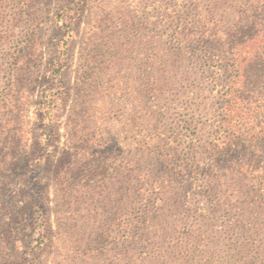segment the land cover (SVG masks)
Returning a JSON list of instances; mask_svg holds the SVG:
<instances>
[{
	"label": "rangeland",
	"instance_id": "rangeland-1",
	"mask_svg": "<svg viewBox=\"0 0 264 264\" xmlns=\"http://www.w3.org/2000/svg\"><path fill=\"white\" fill-rule=\"evenodd\" d=\"M151 1L86 0L76 17L70 0H0L1 87L4 61L27 37L33 45L21 113L16 119L0 98V129L20 130L37 153L47 108L59 130L40 181L54 243L33 248L30 178L16 169L5 192L15 220L0 223V235L23 224L22 250L31 260L20 263L5 253L0 264H264V188L254 179L264 175V138L215 155L202 151L198 178L205 189L193 186L190 174L176 176L186 148L199 135L210 141L214 129L206 127L211 115L193 118L197 107L182 96L167 103V113L160 97L147 91L148 77L161 74L165 59L161 7L147 23ZM167 55L176 67L169 66L177 75L173 92L203 85L189 61L178 63L175 50ZM259 104L243 123L244 136L264 132V101ZM143 177L149 185L152 178L167 179L160 194L147 186L148 202L135 192ZM236 188H242L238 199L230 196Z\"/></svg>",
	"mask_w": 264,
	"mask_h": 264
},
{
	"label": "trees",
	"instance_id": "trees-1",
	"mask_svg": "<svg viewBox=\"0 0 264 264\" xmlns=\"http://www.w3.org/2000/svg\"><path fill=\"white\" fill-rule=\"evenodd\" d=\"M67 7L78 17L86 9V0H70ZM159 7L162 9V17L157 24L163 28L159 39L165 48V59L159 60L161 74L158 77H148L147 91L160 97L164 104L160 109L163 112H170L171 108L167 103H176L182 96L189 100L190 108L197 107L194 108L193 118L199 115L198 112L200 115H211L206 127L214 129V137L209 141L205 140L204 135H199L197 143L188 146L183 152L184 161L174 171L176 176L190 174L191 184L205 189L208 184L198 178L202 170V151L215 155L228 150V146L236 142L249 145L254 140L264 138V132L253 129L246 136L243 133L248 129V122L246 127L243 123L249 121V115L254 109L256 112L262 108L259 103L264 101V0H154L148 4L147 23L153 24L150 22L151 14ZM69 30L74 31L72 26H69ZM24 41L25 46L19 49V53L4 61L2 72L7 83L4 87L0 86V98L4 99L2 107H10L16 119L22 110L23 80L31 63V55L33 56L32 40L27 37ZM68 50L69 47H65L63 56L68 54ZM172 50L179 55L178 63L187 60L192 64L193 71L201 72L199 80L203 85L196 86L194 90L173 92L171 85L177 84L174 82L177 75L172 70L170 73L171 63L167 59V53ZM166 62L168 64L165 66ZM173 71H176L175 66ZM43 113L44 118L49 121L38 138V153L32 152L25 145L20 130L16 129L13 134L10 130L0 129V223L9 224L15 220V217H11L12 211L7 208L12 207L13 202L5 199L7 178L10 172L24 169V173L30 178V237L35 239L33 248L39 251L54 243L50 235L49 207L45 205L47 193L40 181L46 171L49 156L53 153L50 149L55 147L53 141L59 131L56 116L50 108ZM180 122L188 124L189 120ZM158 143L159 148L165 152L166 148L162 145L165 144V139L160 138ZM254 179L264 188V175H258ZM149 180L143 177L135 183L137 197L146 202L152 199L149 188L151 185L158 188L160 194L167 183L166 178H152L149 185ZM241 193L242 188H236L230 196L238 199ZM15 225L10 226L7 234L0 235V254L8 253L14 260L24 263L31 260L27 256L29 253L22 250L28 232L23 224ZM186 252L187 257L191 255L190 251Z\"/></svg>",
	"mask_w": 264,
	"mask_h": 264
}]
</instances>
